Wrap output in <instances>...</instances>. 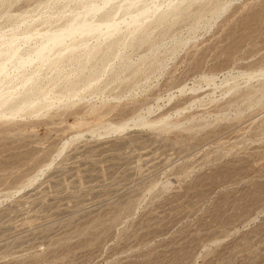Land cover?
Wrapping results in <instances>:
<instances>
[{"label": "rangeland", "instance_id": "374dc122", "mask_svg": "<svg viewBox=\"0 0 264 264\" xmlns=\"http://www.w3.org/2000/svg\"><path fill=\"white\" fill-rule=\"evenodd\" d=\"M86 2L0 0L17 58L76 17L121 25L0 75L50 93L0 116V264H264V0Z\"/></svg>", "mask_w": 264, "mask_h": 264}, {"label": "bare ground", "instance_id": "6f19581e", "mask_svg": "<svg viewBox=\"0 0 264 264\" xmlns=\"http://www.w3.org/2000/svg\"><path fill=\"white\" fill-rule=\"evenodd\" d=\"M71 1H73V0H71ZM89 1H91L92 2V0H89ZM95 0H93V2H94ZM97 1L98 0H96V2H94L95 4H92L91 5V3H90V6L88 5L87 6V2H86V6L88 7V8H86L87 9V13H88V15H89V17H91V15H93V17L96 15V13H98L99 11H102V9H105V7L108 5V4H110L111 3V1H113V0H101V2L99 3V4H96L97 3ZM134 1V0H133ZM133 1L132 2H129L128 0H127V4H129V3H133ZM136 1V0H135ZM140 1H142V0H139V2ZM170 1H172V0H170ZM85 3V2H84ZM88 3V4H89ZM136 4L138 3V1L137 2H135ZM135 3H134V5H135ZM182 3V2H181ZM192 3V2H191ZM152 4V3H151ZM129 5H131V4H129ZM129 5H126V8H127V6H129ZM133 5V4H132ZM84 6V5H83ZM85 6V7H86ZM136 6V5H135ZM134 6V7H135ZM147 6H151V5H147ZM174 6H175V4L173 5V6H171L172 7V9L174 8ZM177 6H179V5H177ZM222 6H223V4H222ZM221 6V7H222ZM123 7H125V5L123 6ZM142 7H144V6H142ZM180 7V6H179ZM179 7H177V8H179ZM125 8V9H126ZM131 8V6H129V9ZM132 8H133V6H132ZM131 8V9H132ZM148 8V12L150 13L149 14V16L150 15H153L152 14V11H150L151 9V7L149 8V7H146V9ZM124 9V10H125ZM129 9H126L128 12L127 13H129L130 11H131V9L129 10ZM144 9V8H143ZM145 9V13H144V10L142 11L144 14H146V12H147V10ZM219 9V8H218ZM217 9V10H218ZM83 10H85V9H83ZM82 10V11H83ZM179 10H180V8H179ZM187 10V9H186ZM216 10V11H217ZM117 11V10H116ZM134 11V10H133ZM133 11H131V12H133ZM168 11V10H167ZM185 11V10H184ZM147 12V13H148ZM156 12V11H155ZM71 13V12H70ZM107 13V12H106ZM123 13V12H122ZM127 13H126V15H127ZM134 13V12H133ZM135 13H137V12H135ZM168 12H166V13H164L163 12V14L161 15V16H163V15H166V16H168L169 15V13L167 14ZM172 13V12H171ZM170 13V14H171ZM177 13V12H176ZM180 13V12H179ZM178 13V14H179ZM214 13H216L215 11H214ZM84 14V13H83ZM91 14V15H90ZM129 14H131V13H129ZM137 14H140V15H143V14H141V12L139 13V11H138V13ZM137 14H135V15H137ZM160 14H161V12H160ZM88 15L86 14V17L87 18H89L88 17ZM104 15H106V14H104ZM176 15V14H175ZM79 16V15H78ZM81 16H82V13H81ZM109 16V15H108ZM128 16H131V17H133L130 21H128V23H126V26L127 25H129V27L128 28H130V26L131 25H133L134 24V27H135V29H133V30H136V29H139V23L140 22H143L142 21V19L141 18H139L138 16H132V14L131 15H128ZM128 16H126V17H128ZM144 16V15H143ZM171 16V15H170ZM169 16V17H170ZM202 16V15H201ZM84 17V16H83ZM83 17H82V19L79 21H77V19H80V18H75V15H74V18H75V20L76 21H74V19H73V17H72V20L70 19V22H72V21H74V22H72V23H70L69 25H67V27L65 26V24H64V26H65V28L62 30V31H60V30H58V32L56 33L55 31H57V30H53L55 33L54 34H50V31L49 32H46V34H47V36L45 35L42 39H40V44L34 49V51L33 52H31L30 54H27V56L26 57H21V55L19 56V58H17L18 57V54H19V51H18V47H14L16 44H17V42H16V39L14 38H10L9 37V40H7L6 39V46H3L4 44H1L3 47H1L2 49H0V53H2V54H0V56H1V58L3 57V55H4V58H3V61H2V59H1V63H0V75L4 72V71H6V68H7V66L10 64V62H14V64H15V66H14V68L16 67L17 69H19L20 70V68H23L24 69V67H26V69H27V66L28 65H32V63L34 64V62L35 61H40L42 64H46V62L48 63V61H50V62H52V60H50L51 58H55V56H53V57H51L50 56V53L52 54V53H54V50H55V53H58L56 56H57V58L59 57V60L58 61H60L61 60V58H63L64 57V55H66L67 56V53H70V52H73L74 50H76V49H78L79 48V46H80V48H81V46L83 45H79V41H77V42H79V43H77V42H75V39L78 37L77 35H79V37H80V35H89L90 33H95L96 32V34L98 33L99 35H101L102 34V36L104 35V38H106L107 36H114V34H119L120 33V28L119 27H121V25L120 24H118V21L116 22L115 20H114V18H111V20H110V18H107V20L108 21H106V23L105 24H93L92 23V21L93 22H96V21H94V20H92L91 22H88V19L87 20H85L86 18H84L83 19ZM92 17V18H93ZM113 17V16H112ZM126 17H123V18H126ZM146 17L148 18V15H146ZM102 18V17H101ZM138 18L139 19H141L140 20V22H139V20H138ZM147 18H144V20L145 19H147ZM164 18V17H163ZM163 18H161V19H163ZM102 19H104V18H102ZM112 19L114 20V21H112ZM130 19V18H129ZM101 20V19H100ZM100 20H99V22H100ZM122 20V19H121ZM90 21V20H89ZM103 21V20H102ZM102 21H101V23H102ZM105 21V20H104ZM123 21H125V20H123ZM147 21V20H146ZM121 22V21H120ZM119 22V23H120ZM145 22V21H144ZM162 22V21H161ZM69 23V22H68ZM67 23V24H68ZM98 23V22H97ZM104 23V22H103ZM120 25V26H119ZM142 25V23L140 24V26ZM133 27V28H134ZM142 27H144L145 28V25L144 26H142ZM61 28V27H60ZM51 30V29H50ZM139 30H144V29H139ZM132 31V30H131ZM52 32V31H51ZM135 32V31H134ZM133 31H132V33H134ZM53 33V32H52ZM33 34H35L34 32H33ZM50 34V35H49ZM95 34V35H96ZM29 36V35H28ZM77 36V37H76ZM151 36V35H150ZM1 37V36H0ZM13 37H15V36H13ZM99 37H101V36H99ZM98 37V38H99ZM108 37V38H109ZM17 38V37H16ZM26 38H28V37H26ZM31 38H33L32 36H31V34H30V38H29V40H31ZM98 38H97V40H98ZM136 38H137V36H136ZM148 39V38H147ZM26 41H27V39H25ZM24 40V41H25ZM70 40V41H69ZM76 40H78V39H76ZM146 40V39H145ZM4 41V40H3ZM25 41V42H26ZM39 41V40H38ZM81 41H83L82 39H81ZM100 41V40H99ZM144 41V40H143ZM16 42V44L14 45V43ZM118 42V41H117ZM120 42V41H119ZM119 42H118V44H119ZM132 42V41H131ZM1 43H4V42H2L1 41ZM82 43V42H81ZM83 43H84V45H85V42L83 41ZM102 43V42H101ZM111 43H113V44H115V42H111ZM122 43V42H121ZM18 46H20L19 44H17ZM87 45V44H86ZM85 45V46H86ZM89 45V44H88ZM88 45L86 46L87 48H91L90 50L89 49H87V48H85V46H83L85 49H87V50H89V57L91 56L90 54H92L93 53V51L97 48V46L94 44L93 46L94 47H88ZM97 45H99V43H97ZM92 46V45H91ZM110 46V45H109ZM115 46V45H114ZM114 46H112V47H114ZM99 47V46H98ZM110 48V51H111V49H113V48ZM116 48V47H115ZM99 49V48H98ZM56 50L57 51H59V52H56ZM53 51V52H52ZM97 51V50H96ZM109 51V50H108ZM94 53H95V51H94ZM21 54V53H20ZM23 55V54H22ZM25 55V54H24ZM94 55V54H93ZM99 55V54H98ZM51 57V58H50ZM104 58V57H103ZM86 59V58H85ZM91 59V58H90ZM88 60H89V58H88ZM87 60V61H88ZM57 61V62H58ZM8 62H9V64H8ZM89 62V61H88ZM54 63H56V62H54ZM13 65V63L11 64V66ZM83 65V64H82ZM40 67H41V65H40ZM40 67H39V69H38V71L37 72H39V70H41L40 69ZM10 68V67H9ZM22 69V70H23ZM26 69H25V71H26ZM15 70V69H14ZM18 70V71H19ZM7 72V71H6ZM24 72V71H23ZM8 73V72H7ZM6 73V74H7ZM14 73V72H13ZM254 74H256L255 72H253ZM4 74V73H3ZM2 74V75H3ZM10 74V73H9ZM15 74V76L18 74V72H16V73H14ZM22 74H24V73H21V75ZM249 74H251V73H249ZM253 74V75H254ZM1 75V76H2ZM13 74H11V76H12ZM20 75V74H19ZM29 75V74H28ZM18 76V75H17ZM36 76V75H35ZM35 76H32V78H34ZM4 77H5V74H4ZM13 77V76H12ZM11 77V78H12ZM29 77V76H28ZM36 77H38V76H36ZM89 77V76H88ZM8 78H9V75H8ZM15 78V77H14ZM17 78H20V76H18ZM16 78V79H17ZM23 78V77H22ZM24 78H25V76H24ZM13 79V78H12ZM11 79V80H12ZM35 79H37V78H35ZM35 79H32V83H33V80H35ZM1 80V79H0ZM9 80L10 79H8V82H9ZM15 80V79H14ZM29 80H31V77H29V78H27L26 77V80L24 79V80H22L21 81V88L19 87L20 86V84H19V86H17V87H19V89H17V88H15L14 86V88L13 87H11V86H7V87H5V86H3V85H0V116L1 117H7V116H14V115H17V114H19L21 111H23L24 109H26L27 107L29 108V106H32V105H34L36 102H41V100H43V99H47V98H49V91L48 92H43L40 88H38V87H36V86H34L33 84L31 85V86H29V87H27V88H25V86H26V84L27 83H30V81ZM3 81H4V78H3ZM29 81V82H28ZM88 81H89V79H88ZM2 83V82H1ZM36 83V82H35ZM88 83H92V81H90V82H88ZM8 84V83H7ZM37 84V83H36ZM11 85V84H10ZM89 85V84H88ZM87 85V86H88ZM91 85V84H90ZM250 90H252V89H250ZM258 90V89H257ZM255 92H257L256 90H254ZM254 93V92H253ZM249 96V95H248ZM248 96H247V98H248ZM19 99L20 98V101H15V99ZM247 98H245V99H247ZM250 99V98H249ZM52 104V103H51ZM5 106H7V107H5ZM3 107H5V109H2ZM221 115V114H220ZM141 118V117H140ZM165 119H167V118H165ZM158 121H160V120H158ZM158 121H156L157 123H155L154 125H156V124H159L158 123ZM161 121H162V118H161ZM162 122H164V121H162ZM144 123V122H143ZM145 123H147V122H145ZM154 123V122H153ZM161 123V122H160ZM127 124V123H126ZM126 124H124V125H122L121 124V126H116V127H114V129L116 128V129H120V128H123L124 129V127L126 126ZM148 124V123H147ZM150 124H152L151 122H150ZM127 125H129V123L127 124ZM149 125V124H148ZM165 125V124H164ZM172 125V124H171ZM152 126V125H151ZM116 131V130H115ZM42 170V169H41ZM41 170H40V172H41ZM44 172V171H43ZM37 178V176L35 177V178H33V179H36ZM33 179H31V180H29V181H32Z\"/></svg>", "mask_w": 264, "mask_h": 264}]
</instances>
